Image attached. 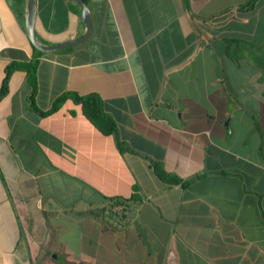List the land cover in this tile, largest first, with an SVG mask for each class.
I'll use <instances>...</instances> for the list:
<instances>
[{
    "label": "crops",
    "instance_id": "obj_1",
    "mask_svg": "<svg viewBox=\"0 0 264 264\" xmlns=\"http://www.w3.org/2000/svg\"><path fill=\"white\" fill-rule=\"evenodd\" d=\"M245 1L85 0L88 38L36 55L23 1L0 0V81L34 77L0 98V264H264V56L245 47L264 0ZM34 31L70 40L79 12L36 0ZM68 92L100 115L45 113Z\"/></svg>",
    "mask_w": 264,
    "mask_h": 264
},
{
    "label": "water",
    "instance_id": "obj_2",
    "mask_svg": "<svg viewBox=\"0 0 264 264\" xmlns=\"http://www.w3.org/2000/svg\"><path fill=\"white\" fill-rule=\"evenodd\" d=\"M78 7L79 20L82 31L76 37L53 44L41 42L34 31L36 18V0H23V26L29 44L37 51L43 53L56 52L75 47L85 41L91 32V15L87 4L83 0H65Z\"/></svg>",
    "mask_w": 264,
    "mask_h": 264
},
{
    "label": "trees",
    "instance_id": "obj_3",
    "mask_svg": "<svg viewBox=\"0 0 264 264\" xmlns=\"http://www.w3.org/2000/svg\"><path fill=\"white\" fill-rule=\"evenodd\" d=\"M23 1V0H21ZM85 1V0H83ZM67 3V5L73 9L76 10V12L78 13V7L74 4H71L67 1H65ZM253 3L254 0H246L243 4L239 5L236 9L241 10V11H246L248 9H251L253 7ZM35 54H43V52L37 51L34 49ZM33 66V64H19L16 62H10L8 64H6L3 68V76L2 79L0 81V98L6 93L7 91V81L8 78L10 76V74L12 73V71L16 68H24L25 73H26V79L27 82L30 84L33 82L34 77L32 76V71H31V67ZM67 96H71L72 99L75 102H79L82 108L83 113L85 114V116H94L96 114H99L101 112V108H100V102H96L97 96L93 95V94H86L83 96H73L72 93H63L62 95L58 96L57 98H55L50 106V108L45 112V113H50L52 110H54L63 100L64 98H66ZM98 101V100H97ZM100 115V114H99ZM186 180H184L182 182L185 183Z\"/></svg>",
    "mask_w": 264,
    "mask_h": 264
},
{
    "label": "rangeland",
    "instance_id": "obj_4",
    "mask_svg": "<svg viewBox=\"0 0 264 264\" xmlns=\"http://www.w3.org/2000/svg\"><path fill=\"white\" fill-rule=\"evenodd\" d=\"M250 40H251L250 41L251 42L250 44L245 43V47H246L247 51H249L248 54H250L251 59L254 56V59H256L255 60L256 62L262 63V61H263V57L262 56H264V40H263L262 43H260L258 45H256L255 44V41H253L252 39H250ZM257 56H258V58H257ZM259 58H262V60L259 59ZM260 60H261V62H260ZM250 66L251 67H253V66L255 67V64L253 63V60L250 62Z\"/></svg>",
    "mask_w": 264,
    "mask_h": 264
},
{
    "label": "built area",
    "instance_id": "obj_5",
    "mask_svg": "<svg viewBox=\"0 0 264 264\" xmlns=\"http://www.w3.org/2000/svg\"><path fill=\"white\" fill-rule=\"evenodd\" d=\"M118 207V206H117Z\"/></svg>",
    "mask_w": 264,
    "mask_h": 264
}]
</instances>
